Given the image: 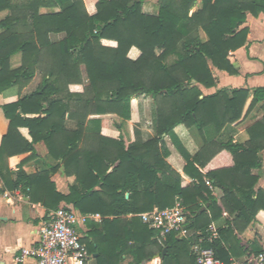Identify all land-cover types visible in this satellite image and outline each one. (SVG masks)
I'll list each match as a JSON object with an SVG mask.
<instances>
[{"label":"trees","instance_id":"1","mask_svg":"<svg viewBox=\"0 0 264 264\" xmlns=\"http://www.w3.org/2000/svg\"><path fill=\"white\" fill-rule=\"evenodd\" d=\"M145 1L98 0L96 13L89 14L84 0H0V12H11L0 21V93L29 84L43 60L49 65L35 91L2 106L10 123L0 144V178L6 188H21L48 210L65 202L83 214H100L103 219L89 221L83 238L97 264H122L126 257L129 264H146L157 255L161 264H198L192 246L198 233L210 234L213 223L218 237L201 245L222 260L259 253L263 249L241 246L237 234L264 210V188L253 173L263 167L264 87H224L207 95L202 87L217 85L214 68L239 73L230 53L246 45L247 15L264 13V0H159L157 15L143 11ZM53 33L65 37L53 41ZM132 47L141 52L136 59L129 57ZM18 52L22 66L12 68ZM71 84L83 90L73 92ZM141 95L156 105V135L130 142L122 124L131 118V100ZM102 114L119 117L118 139L101 135L100 119H88ZM68 120H76L78 128H66ZM87 123H98V131L90 132ZM243 123L245 141L223 138L226 127ZM180 124L200 142L182 168L173 165L165 139L179 145L174 128ZM21 127L29 128L32 141ZM42 140L60 163L33 175L19 170L13 179L5 163L17 154L33 156L34 144ZM222 152L230 162L212 167ZM60 168L76 176L69 194L51 180ZM182 174L191 179L188 185ZM178 201L186 206L194 234L188 239L169 234L162 243L139 214Z\"/></svg>","mask_w":264,"mask_h":264},{"label":"crops","instance_id":"2","mask_svg":"<svg viewBox=\"0 0 264 264\" xmlns=\"http://www.w3.org/2000/svg\"><path fill=\"white\" fill-rule=\"evenodd\" d=\"M85 6L89 14L96 13V3L98 0H84ZM60 10L56 8H43V12H54ZM143 11L146 14L157 15L159 13V0H146L143 4ZM11 14L10 10L0 12V21ZM244 26L249 28L248 41L245 46L230 53V60L238 69L237 75H230L226 71L214 68V74L217 78V85L212 88L202 87L205 95L214 93L219 88H239V87H264V13L254 16L248 13ZM4 30L0 28V34ZM53 41H60L65 37V33H53L50 35ZM202 38L207 40V36L202 32ZM114 45V42H108ZM140 50L132 47L129 57L136 59L140 56ZM174 57L169 60L172 61ZM23 63V54L15 53L11 57L12 68H19ZM47 59L43 60L36 67L34 78L25 87L13 86L0 93V144L3 136L8 132L9 119L6 118L2 106L15 101L20 97L35 91L40 85L45 74L44 68H47ZM87 82V80H85ZM70 90L73 92H81L82 84H71ZM29 117L36 116L28 114ZM88 119H100V133L103 136L118 139L121 135L116 123L119 117L116 114L90 115ZM249 121V119H247ZM247 122V121H246ZM245 123L239 126L226 127L223 138L233 136L234 141H245L248 138ZM90 132H97L98 123H87ZM66 128L76 130L78 128L76 120H68ZM22 136L28 141H32L30 130L27 127L19 128ZM122 132L126 139L130 142H143L153 138L156 135V105L150 96L141 95L131 100V118L124 120L122 124ZM174 134L179 141L176 144L169 136H166V142L171 152L173 165L182 168L186 164L185 156H193L200 149L198 137L189 130L185 125L180 124L174 128ZM35 152H26L11 156L5 163V171L9 169L13 171V179L19 170L25 171L28 175H33L41 171L57 166L60 161L55 159L50 153L45 141H39L34 144ZM31 156V157H30ZM263 167L254 169L253 173L260 175L259 187L264 188V150L262 151ZM230 159L225 152L214 158L210 165L220 166L228 164ZM183 185H188L191 179L182 174ZM51 180L56 184V188L63 194H69L71 186L76 183V176H68L63 168L51 173ZM61 206L73 208L81 216L83 214L72 204L62 202ZM54 210H48L41 202H35L30 196L26 195L21 188L8 189L4 185L3 179L0 178V264H36L35 259L29 258L23 263H17L16 255L21 248L37 243L40 237V228L48 222ZM98 214V213H97ZM225 216L228 214L225 212ZM101 216V215H100ZM133 216L129 214L128 217ZM101 221L97 218H87L86 221H80L78 226L79 233L83 236L88 235L90 227L87 225L89 220ZM216 227L218 225L213 223ZM241 246L248 248V251H255L256 248L264 249V210H261L253 223L244 231L237 234ZM249 254V253H248ZM246 255V254H245ZM244 256V255H242ZM240 256V257H242ZM233 257V256H232ZM231 257V258H232ZM130 258H125L122 264H129ZM162 260L159 255L146 264H161ZM87 264H97L96 254H90Z\"/></svg>","mask_w":264,"mask_h":264},{"label":"built area","instance_id":"3","mask_svg":"<svg viewBox=\"0 0 264 264\" xmlns=\"http://www.w3.org/2000/svg\"><path fill=\"white\" fill-rule=\"evenodd\" d=\"M206 183L212 190L210 180ZM142 221L157 232V238L164 242L169 234L178 238H191L194 232L188 227V211L180 201L172 207L155 208L140 213ZM100 214L81 216L70 207L61 206L55 210L48 222L40 228V237L37 243L23 247L16 255L17 263H23L33 258L36 264H87L90 258L83 236L76 226L87 218L100 219ZM210 234L200 236L193 244L192 249L197 256L198 264H264V249L259 253H249L242 257H232L228 262L219 258L212 247H203L204 240L213 241L218 237V227L211 224Z\"/></svg>","mask_w":264,"mask_h":264},{"label":"rangeland","instance_id":"4","mask_svg":"<svg viewBox=\"0 0 264 264\" xmlns=\"http://www.w3.org/2000/svg\"><path fill=\"white\" fill-rule=\"evenodd\" d=\"M90 214H94V213H90ZM89 221H93V220L91 219V220H89ZM87 225H88V223H87ZM76 228H77V230H78V226H76ZM78 232H79V230H78Z\"/></svg>","mask_w":264,"mask_h":264},{"label":"water","instance_id":"5","mask_svg":"<svg viewBox=\"0 0 264 264\" xmlns=\"http://www.w3.org/2000/svg\"><path fill=\"white\" fill-rule=\"evenodd\" d=\"M127 196H128V194H127ZM166 252V249H164V253Z\"/></svg>","mask_w":264,"mask_h":264}]
</instances>
